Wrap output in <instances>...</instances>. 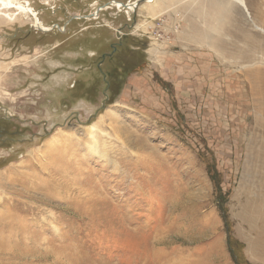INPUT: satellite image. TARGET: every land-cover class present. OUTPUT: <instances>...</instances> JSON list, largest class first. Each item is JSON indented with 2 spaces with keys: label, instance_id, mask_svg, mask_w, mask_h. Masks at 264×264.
Here are the masks:
<instances>
[{
  "label": "rangeland",
  "instance_id": "rangeland-1",
  "mask_svg": "<svg viewBox=\"0 0 264 264\" xmlns=\"http://www.w3.org/2000/svg\"><path fill=\"white\" fill-rule=\"evenodd\" d=\"M146 1L0 5V264H264V0Z\"/></svg>",
  "mask_w": 264,
  "mask_h": 264
},
{
  "label": "bare ground",
  "instance_id": "bare-ground-1",
  "mask_svg": "<svg viewBox=\"0 0 264 264\" xmlns=\"http://www.w3.org/2000/svg\"><path fill=\"white\" fill-rule=\"evenodd\" d=\"M154 0H147L146 3H152ZM229 3L231 5H234L235 9L239 10L241 9L248 17H250V14L248 13V9L246 7V1L245 0H228ZM155 2V1H154ZM165 3V2H164ZM15 4V7L17 8L18 11L22 12V13H28L31 16L35 17V14L33 13V11L31 9H29L28 7H24L20 4L17 3H13V0H0V5L4 8H11L13 7ZM115 7L117 8H123L122 5L118 4V3H114L113 4ZM164 5V4H163ZM126 10H127V14L130 13H134L135 12V8L137 7V1L131 3V4H126ZM154 9V8H153ZM156 12V11H155ZM33 25L43 31H47L48 28L43 26V24L37 19L34 18V23ZM256 29L260 30L259 27L256 26ZM101 123V120L98 122ZM98 129V126L96 124L89 126L87 128V131L89 132L90 135H93V133Z\"/></svg>",
  "mask_w": 264,
  "mask_h": 264
}]
</instances>
